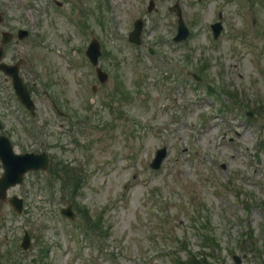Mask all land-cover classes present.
<instances>
[{"label":"rangeland","instance_id":"obj_1","mask_svg":"<svg viewBox=\"0 0 264 264\" xmlns=\"http://www.w3.org/2000/svg\"><path fill=\"white\" fill-rule=\"evenodd\" d=\"M148 1L0 0V30L13 40L16 28L29 31L5 61L24 60L36 107L31 119L0 74V134L14 153L43 150L57 174L69 169L31 171L10 188L24 199L20 215L0 201V264H175L192 254L264 264V0H151L146 12ZM175 4L190 33L182 43L172 42ZM136 19L137 47L126 36ZM92 38L104 84L84 54ZM68 204L73 221L60 215ZM24 231L31 248L22 252ZM202 231L217 245L201 249Z\"/></svg>","mask_w":264,"mask_h":264},{"label":"water","instance_id":"obj_2","mask_svg":"<svg viewBox=\"0 0 264 264\" xmlns=\"http://www.w3.org/2000/svg\"><path fill=\"white\" fill-rule=\"evenodd\" d=\"M153 7V2H150L149 7L147 8L148 11H150ZM174 12H176L177 16L179 17V26L177 30V36L175 37L176 41H182L187 37L189 34L187 31V28L185 27L184 23L181 21V12L175 6L173 8ZM1 20V19H0ZM142 22L141 20H136L134 23V29L131 31L128 36L129 40L135 44L139 43L140 39V32L142 29ZM221 30L220 25L217 23L215 26H213V32L215 37L220 33ZM27 32H20L19 38H23ZM8 38L3 39V43L8 42ZM87 57L91 62L94 64L97 62V57L100 55V49H99V43L97 40H93L89 47L87 48ZM2 50L0 49V59L2 57ZM20 62L16 63L15 66H10L7 64L0 63V70L3 71L6 75H9L12 78V86L14 88L16 96L19 98L21 103L24 105L25 108L29 109L31 114H33V102L31 100V97L29 96V92L26 89V86H24L20 76L18 75V67ZM100 81H105L106 74L101 73V71L97 70ZM164 157V150L158 151L156 153L154 162L151 164V167L154 169L158 168L161 161ZM0 161L1 165H3V174L0 177V199H4L6 195L7 189H9V186L20 184L22 181L23 174L26 171H29L31 169L39 170V169H45L48 166L47 158L42 155H15L11 151V145L8 140L2 136H0ZM8 203L11 205L12 209H14L17 213L22 212V205H23V199L16 198L15 196L10 197L8 200ZM63 215L66 217L73 218V214L71 212V207H67L66 209L62 210ZM22 248L26 249L30 246L29 242V235L25 233L23 239H22Z\"/></svg>","mask_w":264,"mask_h":264},{"label":"trees","instance_id":"obj_3","mask_svg":"<svg viewBox=\"0 0 264 264\" xmlns=\"http://www.w3.org/2000/svg\"><path fill=\"white\" fill-rule=\"evenodd\" d=\"M42 264H43V263H42ZM189 264H190V262H189ZM191 264H202V262L199 261V260H195V259H193L192 262H191Z\"/></svg>","mask_w":264,"mask_h":264},{"label":"flooded vegetation","instance_id":"obj_4","mask_svg":"<svg viewBox=\"0 0 264 264\" xmlns=\"http://www.w3.org/2000/svg\"><path fill=\"white\" fill-rule=\"evenodd\" d=\"M9 46H12V44H10V45H8V46H5V49L7 50V48H8ZM11 63H13V60L11 61ZM5 80H7V78H5ZM62 116H64V117H65V114H64V112H62ZM62 116H61V117H62Z\"/></svg>","mask_w":264,"mask_h":264}]
</instances>
